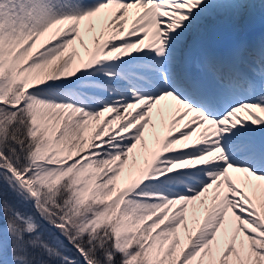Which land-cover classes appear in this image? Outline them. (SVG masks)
I'll return each instance as SVG.
<instances>
[{"label": "bare ground", "instance_id": "6f19581e", "mask_svg": "<svg viewBox=\"0 0 264 264\" xmlns=\"http://www.w3.org/2000/svg\"><path fill=\"white\" fill-rule=\"evenodd\" d=\"M239 1L9 0L12 13L0 29V90L7 82L3 76L14 68L21 106L32 97L26 91H45L48 82L59 89L52 96L32 97L34 123L46 129L36 174L56 178L73 165L79 189L95 184L107 194L120 192L124 180L135 181L137 174L130 178V171L139 172L154 156L142 182L123 190L119 200L131 202V212L118 224L146 222L155 240L168 246L178 240L185 248L178 264H212L221 254L224 262L233 261L238 256L230 247L242 243L247 246L243 256L264 264L259 204L264 198V80L256 74L259 89L247 90L240 58L223 54L212 62L219 77L211 80L213 93L196 86L191 101L174 83V54L187 46L188 54L196 55L197 38L226 36L213 16L231 17ZM255 1L249 0V7ZM255 19L240 30L264 28V20ZM243 36L240 44L254 41L256 50H241L242 57L263 67L256 56L264 52V33ZM137 64L158 74L155 89L139 86L121 70ZM89 84L101 87V93L85 90L84 98L81 86ZM223 97L229 99L223 103ZM68 152L71 161H63ZM118 173L121 184L115 182ZM178 221L183 229L176 235ZM173 246L168 252L177 255ZM188 248L198 252L191 257Z\"/></svg>", "mask_w": 264, "mask_h": 264}, {"label": "rangeland", "instance_id": "374dc122", "mask_svg": "<svg viewBox=\"0 0 264 264\" xmlns=\"http://www.w3.org/2000/svg\"><path fill=\"white\" fill-rule=\"evenodd\" d=\"M255 2L254 6L249 7V0L239 1L235 5V13L231 17H223L217 13L213 17L216 18L217 24H223L221 26L225 27L229 35L244 34V31L247 30H240L239 27H244L246 21H250L254 16L258 20H264V0ZM10 3L9 0H0V29L6 15L12 13ZM202 29H204L205 36H210L206 26ZM196 40L197 42L192 44L195 48L202 49L203 60H212L208 38L202 37ZM243 64L249 70L255 71L257 68L249 60H245ZM17 71L18 68L8 70L2 78L7 82L6 86L0 90V101L10 107L20 103L19 88L16 87L17 79L15 77ZM258 74L264 78V71ZM263 78L262 80H264ZM84 85L81 86L80 93L84 98H87L84 90L88 87ZM55 91L59 93L57 87L45 91L39 88L37 92L26 91L25 96H28V93L29 96L32 95L35 98L52 96ZM32 97H26L21 108L29 114V123L24 128L20 126V130L16 133L17 136H23L28 132L33 144L34 138L37 140L31 152L30 150L26 152L28 145L23 141H21L23 145L20 147V143L13 138L9 128L11 122L14 121L16 124L20 120L17 109L0 108V114H2L0 129L6 131L4 134L0 132V264H98L86 260L82 249L75 245L72 238H68L62 233V227L69 219L76 221L73 227L74 233L77 234L76 237L85 247L99 253L102 257V264H112L113 259L110 256V251L118 254L124 253L129 248L130 242L141 251L140 258L143 260V264H178L179 255L185 249L181 248L182 244H179L178 240L173 244L174 246L172 244L168 246L169 242L164 243L163 239L155 240L151 235L154 228L146 222L133 225L126 222L118 224L120 220H125L126 215L131 212V202L125 204L119 200L123 196L122 193L125 192L123 190L128 185L141 181V175L148 172L151 162L148 161L139 172L130 171L129 177L132 178L134 174H137L138 180L134 182L124 180L122 183L124 186L120 192L115 191L107 194L101 193L95 184L85 192L79 189L78 174L72 172L73 165L67 166L64 172L56 178L42 179L36 174L35 166L39 162L37 153L45 144L46 129H43L41 124L35 125L34 123L37 109ZM261 106L263 107L262 104ZM256 124L261 125L259 122ZM72 157V152H68L63 161H71ZM121 180L122 176L118 173L115 182L121 184L119 183ZM10 200H15V202ZM259 202L262 206L261 210L264 209V198H261ZM5 204L8 206L4 207ZM243 209L246 210V207ZM260 214L262 213H257L258 216ZM251 221L256 223L253 218ZM178 222L179 224L175 225L177 230L174 229L178 233L176 235H179L183 229L181 221ZM119 233L121 234L119 235ZM83 236L87 238L86 242H83ZM254 238L256 237L254 236ZM172 246L177 250V255L168 252ZM230 249H235L238 257H235L233 261L224 262L222 260L224 254H221L213 258L212 264H259L255 262L254 257L243 256V252L247 249L244 243L241 246L233 244ZM188 251L191 257L198 252L195 248L190 250L188 248ZM249 251L254 253L250 249ZM123 258L126 260L125 264H136L133 262L136 260L133 255L127 254Z\"/></svg>", "mask_w": 264, "mask_h": 264}, {"label": "trees", "instance_id": "16d2710c", "mask_svg": "<svg viewBox=\"0 0 264 264\" xmlns=\"http://www.w3.org/2000/svg\"><path fill=\"white\" fill-rule=\"evenodd\" d=\"M0 108H6L7 110L9 109V106L5 105L4 103H0ZM15 109V108H14ZM1 117V115H0ZM19 117H20V120H18L16 122V124L13 122H11L9 128H10V131L12 133V136L14 139L17 140L18 143H20V147L21 145H23V143L21 141H23L24 143H26L28 145V147H26V151H29L33 145V141L31 140L30 136L28 135V132L24 133L23 136H17V131H19V127L22 126L23 128L26 127L28 125V121H27V115L23 114L22 112H19ZM12 202H15V200H10ZM8 204H5L4 207H7ZM75 220L74 219H69L67 222H66V225H63L62 227V233L68 237V238H72L75 245L78 247V248H81L82 249V252L84 253V256H85V259L88 260V261H91L93 263H98V264H102L101 263V260H102V257L99 255V253H97V251H92L90 250L89 248L85 247L84 244H82L80 242V240L76 237L77 234L74 233V230H73V227H74V224H75ZM86 235V234H85ZM88 238L89 236L86 235ZM95 237H100V236H95ZM87 241V238L83 236V242H86ZM140 250L137 249V246L135 244H133L132 242L129 243V248H127L124 253H115L114 251H110V256L112 257L113 261H112V264H125V259L123 258L125 255L127 256V254L129 255H133L136 257V260L133 261L135 262L136 264H143V260L140 258ZM125 254V255H124ZM130 264V263H129Z\"/></svg>", "mask_w": 264, "mask_h": 264}]
</instances>
